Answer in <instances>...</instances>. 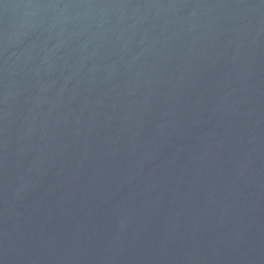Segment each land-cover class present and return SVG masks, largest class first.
<instances>
[{
    "label": "water",
    "instance_id": "water-1",
    "mask_svg": "<svg viewBox=\"0 0 264 264\" xmlns=\"http://www.w3.org/2000/svg\"><path fill=\"white\" fill-rule=\"evenodd\" d=\"M0 264H264V0H0Z\"/></svg>",
    "mask_w": 264,
    "mask_h": 264
}]
</instances>
